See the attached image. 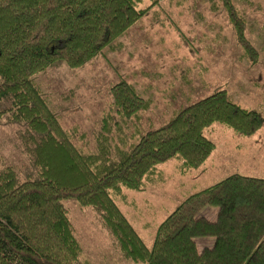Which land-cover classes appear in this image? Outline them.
Segmentation results:
<instances>
[{"label":"trees","instance_id":"1","mask_svg":"<svg viewBox=\"0 0 264 264\" xmlns=\"http://www.w3.org/2000/svg\"><path fill=\"white\" fill-rule=\"evenodd\" d=\"M219 1L236 41L251 54L242 18L229 0ZM156 2L0 0V100L9 98L1 113L5 122L19 126L26 169L34 173L20 179L12 167L0 169V264H90L65 201L90 207L114 248L134 262L264 264L263 177L231 173L186 195L156 225L149 247L118 207L124 189L141 190L155 181L158 164L174 159L179 172L199 166L213 146L203 134L211 123L251 134L261 123L256 110L241 107L217 88L181 105L156 127L116 134L118 144L109 147L110 111L130 121L147 105L130 82L120 80L109 86L111 100L95 135L96 150L85 152L72 142L76 128L60 126L33 79L54 62L81 66Z\"/></svg>","mask_w":264,"mask_h":264},{"label":"rangeland","instance_id":"2","mask_svg":"<svg viewBox=\"0 0 264 264\" xmlns=\"http://www.w3.org/2000/svg\"><path fill=\"white\" fill-rule=\"evenodd\" d=\"M242 18L248 49L235 33L219 0H157L108 46L79 67L54 62L33 79L58 116L62 128H76L72 142L95 151V135L108 111L109 86L130 82L147 101L137 119L123 121L110 111L109 147L135 130L156 127L172 111L222 88L244 108L256 110L261 123L249 135L234 133L217 122L203 129L213 146L197 167L179 172L174 159L157 165L160 175L141 190L124 189L118 207L146 247L156 225L188 194L238 173L264 178V0H229ZM149 0H144L147 5ZM0 169L12 167L20 179L29 166L17 138L19 126L1 113ZM113 108V107H112ZM119 127V129H117ZM124 134H121V133ZM107 134V133H105ZM116 134H119L116 137ZM29 169V168H28ZM154 179V178H153ZM74 236L90 264H145L117 251L90 207L65 201ZM207 244V239H197Z\"/></svg>","mask_w":264,"mask_h":264}]
</instances>
